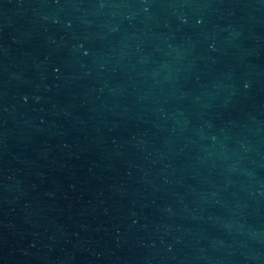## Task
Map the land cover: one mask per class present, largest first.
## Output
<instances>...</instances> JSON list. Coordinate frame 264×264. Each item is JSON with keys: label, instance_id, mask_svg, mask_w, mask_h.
Wrapping results in <instances>:
<instances>
[{"label": "water", "instance_id": "1", "mask_svg": "<svg viewBox=\"0 0 264 264\" xmlns=\"http://www.w3.org/2000/svg\"><path fill=\"white\" fill-rule=\"evenodd\" d=\"M0 230L34 264H264V0H0Z\"/></svg>", "mask_w": 264, "mask_h": 264}]
</instances>
